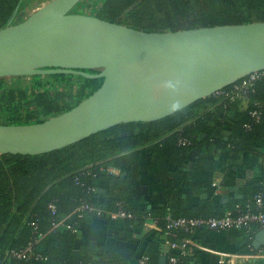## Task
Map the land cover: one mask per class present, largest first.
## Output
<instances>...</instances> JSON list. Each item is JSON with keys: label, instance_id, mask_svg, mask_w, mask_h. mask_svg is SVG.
<instances>
[{"label": "trees", "instance_id": "1", "mask_svg": "<svg viewBox=\"0 0 264 264\" xmlns=\"http://www.w3.org/2000/svg\"><path fill=\"white\" fill-rule=\"evenodd\" d=\"M20 3L21 0H0V30L12 21ZM97 18L148 33H176L264 23V0H101ZM44 77L63 85L73 75L32 77L33 84L26 90L4 93L0 113L8 117L12 126L43 123L80 104L72 107V88L42 90ZM76 77L84 81L81 92H87L86 99L103 84V79ZM248 100V108L240 110L238 101L211 97L166 119L118 125L48 154L0 155V264H134L142 259L146 264H171V258L175 264H202L199 260L204 253L195 248H188L185 254L177 250L163 252L166 242H198L197 232L170 229L167 219H218L237 207L245 210L253 206L258 196L264 201V185L244 202L215 205L205 199L190 208L177 194L186 183L189 164L197 170L213 171L215 151L229 153L234 163L242 154L256 151L264 141V116L260 123L251 117L257 110L255 104L264 102L263 81L255 82ZM4 104L8 110L3 111ZM41 113L45 120L39 118ZM183 141L189 144L183 145ZM198 152L204 154L194 158ZM146 160L150 167H157L163 160L172 166L165 205L155 206L154 197L143 191L142 168ZM84 203L92 210L80 218L74 213ZM120 204L132 213V219H111ZM65 218V224L72 225L70 229H53ZM98 220L106 222L110 237L122 244L134 243L135 233L141 231L143 237L134 254L107 258L103 246L95 242L77 246L82 225ZM153 223L157 230L151 228ZM113 224L119 228H112ZM258 231V226L252 231H229L239 240L238 254L255 252L252 244ZM36 240L39 243L28 257L20 261L13 257V253L24 252ZM38 255L40 260L36 259Z\"/></svg>", "mask_w": 264, "mask_h": 264}, {"label": "water", "instance_id": "2", "mask_svg": "<svg viewBox=\"0 0 264 264\" xmlns=\"http://www.w3.org/2000/svg\"><path fill=\"white\" fill-rule=\"evenodd\" d=\"M82 1L52 0L14 24L21 0L0 30V80L103 79L67 113L39 124L0 125V155H44L118 125L157 122L264 71V23L148 33L73 14ZM252 245L264 246V231Z\"/></svg>", "mask_w": 264, "mask_h": 264}, {"label": "crops", "instance_id": "3", "mask_svg": "<svg viewBox=\"0 0 264 264\" xmlns=\"http://www.w3.org/2000/svg\"><path fill=\"white\" fill-rule=\"evenodd\" d=\"M238 102L240 110H246L249 106L248 99L242 98ZM225 135L228 136L226 133ZM225 141H228V138H225ZM201 154H204V152L196 153L194 158ZM229 156L230 154L225 151H215L212 157L215 162L213 171L197 170L192 164L188 165L186 183L180 187L177 193L185 201L187 208L197 206L205 199L212 200L215 205L236 201L244 202L251 198L260 186L264 185V141L258 144L256 151L242 154L234 163L230 162ZM171 171L172 166L164 160L157 167H150L148 160L143 164V187L146 188V194H151L154 197L152 203L156 204L155 206L166 204L167 193L165 188L172 178ZM230 172L231 174H228ZM111 227L114 229L119 228L115 224ZM261 232L259 230L257 234ZM142 237L143 233L137 231L134 243L122 244L110 237L109 226L106 222L90 221L82 225L77 246L95 242L103 246L102 249L105 251L107 258H117L134 254ZM196 239L198 245L207 251L200 250L204 253L199 260L202 264H220L219 257L208 251L217 254L246 256L239 263L229 261L225 264H264V246H261L258 250L253 247L255 252H263V257L259 259L249 258L253 252L238 254L239 240L230 232L216 233L202 230V232L196 233ZM162 250L165 253L167 246L163 245ZM134 264H139V262Z\"/></svg>", "mask_w": 264, "mask_h": 264}, {"label": "built area", "instance_id": "4", "mask_svg": "<svg viewBox=\"0 0 264 264\" xmlns=\"http://www.w3.org/2000/svg\"><path fill=\"white\" fill-rule=\"evenodd\" d=\"M257 81L264 82V71L259 73H254L252 75L246 76L238 81V83L232 84V88L227 92L219 91L214 94L212 97L222 96L227 98L230 102L239 101L240 99H248L249 95L254 92V84ZM257 110L251 113V117L255 121V123H260L262 117L264 116V102L255 104ZM183 145H188V141H183ZM222 192V190H220ZM264 207V201L262 196H258L255 200L254 205H248L245 210H241L240 207H237L234 211H227L222 218H210V219H178L173 220L171 217H168V228L174 230H180L185 233H193L195 234L199 230L211 231L216 233L229 232L231 230H242L247 229L248 231H252L254 226H258L260 231H264V212L262 211ZM50 210L54 213V206L50 207ZM91 211V207L89 204H82L74 214H79V217H83V213L87 211ZM255 210V211H254ZM132 213L126 211L123 207V204L119 205V209L111 213L112 220H120V219H132ZM68 218L63 219L58 224H55L53 229H57L60 227H66L70 229L72 225L65 224ZM156 223L151 225V228L157 230ZM43 237L41 236V239ZM40 239V240H41ZM39 243V240H36L33 244H30L28 248L22 253H13V257L16 260H22L28 257V254L32 252L33 246ZM167 253L169 250H177L181 251L183 254L186 253L188 248H195L197 250H203L202 247L198 245L197 242L193 240H189L184 244H177L166 242ZM203 251H206L204 249ZM207 252V251H206ZM211 254H216L219 257V263L225 264L229 261L239 263L240 260L246 258V256H239L237 254H217L216 252L208 251ZM263 257V252H253L249 258L259 259ZM37 260L41 259V256H36ZM171 264H175L176 260L174 258L170 259ZM246 262V261H245ZM139 264H146V260H140Z\"/></svg>", "mask_w": 264, "mask_h": 264}, {"label": "rangeland", "instance_id": "5", "mask_svg": "<svg viewBox=\"0 0 264 264\" xmlns=\"http://www.w3.org/2000/svg\"><path fill=\"white\" fill-rule=\"evenodd\" d=\"M51 1L52 0H25V2H23V5L19 10L18 15L15 17L14 24H19L21 22L26 21L28 18H30L33 14L38 12L43 7H45ZM100 1L101 0H83L73 10L72 13L75 15H84V16L97 18ZM31 78L32 77L2 79L0 81V101L1 98L4 96V93H6L7 91L26 90L27 88L31 87L33 84V80ZM83 84L84 81L76 76L68 78L67 82L63 85L58 83L56 80L50 79L48 77H44L42 90L53 91V90L62 89V87L72 88L73 95H72L71 104L72 107H74L78 103H81L84 100H86L85 97L88 96L86 94L87 92H81ZM163 86H164L163 84L160 85L159 89H161ZM7 107L8 106L4 104V106L1 107L4 110L3 109L1 110L3 111L8 110ZM39 118L45 120L44 117H42V113L40 114ZM11 124L12 122L8 119V117L2 115L0 116V125H11Z\"/></svg>", "mask_w": 264, "mask_h": 264}, {"label": "flooded vegetation", "instance_id": "6", "mask_svg": "<svg viewBox=\"0 0 264 264\" xmlns=\"http://www.w3.org/2000/svg\"><path fill=\"white\" fill-rule=\"evenodd\" d=\"M99 72V71H98Z\"/></svg>", "mask_w": 264, "mask_h": 264}]
</instances>
